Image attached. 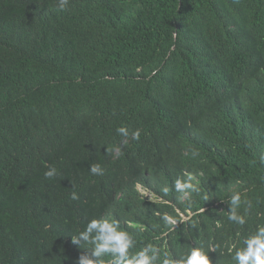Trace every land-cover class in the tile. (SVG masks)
I'll use <instances>...</instances> for the list:
<instances>
[{"label":"trees","instance_id":"1","mask_svg":"<svg viewBox=\"0 0 264 264\" xmlns=\"http://www.w3.org/2000/svg\"><path fill=\"white\" fill-rule=\"evenodd\" d=\"M185 171L198 192L174 190ZM100 218L134 251L236 264L264 224V0H0V264H76Z\"/></svg>","mask_w":264,"mask_h":264},{"label":"clouds","instance_id":"2","mask_svg":"<svg viewBox=\"0 0 264 264\" xmlns=\"http://www.w3.org/2000/svg\"><path fill=\"white\" fill-rule=\"evenodd\" d=\"M68 3L69 0H58L60 10H65ZM116 131L123 137L129 136V130L124 126L117 128ZM131 136L132 139L138 140L140 131L132 132ZM113 151L121 152L122 150L120 147H116ZM191 155L195 158L199 153L192 151ZM89 172L93 176H103L105 174L104 168L98 163L91 164ZM57 174L58 171L55 167H49L44 173L48 179L56 177ZM194 180V174L185 171L173 181V188L177 193L183 195L198 192L199 189L193 183ZM136 187L138 189L142 188L139 184ZM161 191L164 195H167L170 189L165 186ZM141 194L148 200L154 199L150 190H145L144 194ZM78 198L77 193L72 191L71 199L77 200ZM204 199L207 200L208 197L205 196ZM242 203L247 204L244 214L239 211ZM228 204L230 206V211L227 212L228 221L239 226L245 225L251 204L242 201V194L239 191L231 194ZM162 219L169 226L175 227L178 225V220L167 213L163 214ZM72 243L78 246L82 243L91 245L90 249L85 250L84 254L80 255L76 264H211L209 253L212 251H205L203 247L194 246L187 254L179 257H172L164 253L162 260L160 259L159 249L152 244H147L139 251H134L137 242L133 234L122 229L117 219L100 218L90 220L78 236L72 237ZM233 259L236 264H264V224H258L255 232L243 239V246L235 251Z\"/></svg>","mask_w":264,"mask_h":264},{"label":"rangeland","instance_id":"3","mask_svg":"<svg viewBox=\"0 0 264 264\" xmlns=\"http://www.w3.org/2000/svg\"><path fill=\"white\" fill-rule=\"evenodd\" d=\"M137 189H138V188H137ZM138 190H139L140 193H143V194H144V192H145V190L142 189V188H139Z\"/></svg>","mask_w":264,"mask_h":264}]
</instances>
